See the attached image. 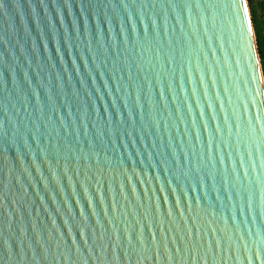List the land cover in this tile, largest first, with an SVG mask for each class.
<instances>
[{
  "label": "water",
  "instance_id": "water-1",
  "mask_svg": "<svg viewBox=\"0 0 264 264\" xmlns=\"http://www.w3.org/2000/svg\"><path fill=\"white\" fill-rule=\"evenodd\" d=\"M0 264H264L248 0H0Z\"/></svg>",
  "mask_w": 264,
  "mask_h": 264
},
{
  "label": "trees",
  "instance_id": "trees-1",
  "mask_svg": "<svg viewBox=\"0 0 264 264\" xmlns=\"http://www.w3.org/2000/svg\"><path fill=\"white\" fill-rule=\"evenodd\" d=\"M248 2H249L250 9H251L252 17H253L254 27L256 31L258 46H259V52H260V56L262 59V66L264 70V33L262 30V26L259 24V21H258V15H257V10L255 9L254 0H248ZM260 9H262V11L264 12V2L260 4Z\"/></svg>",
  "mask_w": 264,
  "mask_h": 264
},
{
  "label": "rangeland",
  "instance_id": "rangeland-1",
  "mask_svg": "<svg viewBox=\"0 0 264 264\" xmlns=\"http://www.w3.org/2000/svg\"><path fill=\"white\" fill-rule=\"evenodd\" d=\"M254 2H255V9L257 10L258 21H259V24L262 26V30L264 33V12L262 11V9H260V4L264 2V0H254Z\"/></svg>",
  "mask_w": 264,
  "mask_h": 264
},
{
  "label": "snow or ice",
  "instance_id": "snow-or-ice-1",
  "mask_svg": "<svg viewBox=\"0 0 264 264\" xmlns=\"http://www.w3.org/2000/svg\"><path fill=\"white\" fill-rule=\"evenodd\" d=\"M247 6H245V14L247 15ZM249 30L251 31V24H249Z\"/></svg>",
  "mask_w": 264,
  "mask_h": 264
}]
</instances>
